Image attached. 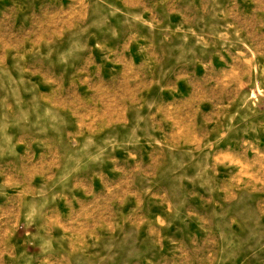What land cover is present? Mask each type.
<instances>
[{
	"label": "rangeland",
	"instance_id": "rangeland-1",
	"mask_svg": "<svg viewBox=\"0 0 264 264\" xmlns=\"http://www.w3.org/2000/svg\"><path fill=\"white\" fill-rule=\"evenodd\" d=\"M0 264H264V0H0Z\"/></svg>",
	"mask_w": 264,
	"mask_h": 264
}]
</instances>
